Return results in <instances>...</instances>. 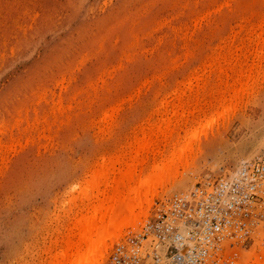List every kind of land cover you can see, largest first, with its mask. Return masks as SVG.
<instances>
[{"label":"rangeland","instance_id":"rangeland-1","mask_svg":"<svg viewBox=\"0 0 264 264\" xmlns=\"http://www.w3.org/2000/svg\"><path fill=\"white\" fill-rule=\"evenodd\" d=\"M4 126L0 264H69L80 217L178 154L94 259L151 252L174 200L264 159V0H0ZM254 212L236 264H264V199Z\"/></svg>","mask_w":264,"mask_h":264},{"label":"built area","instance_id":"built-area-1","mask_svg":"<svg viewBox=\"0 0 264 264\" xmlns=\"http://www.w3.org/2000/svg\"><path fill=\"white\" fill-rule=\"evenodd\" d=\"M264 199V159L236 177L199 187L190 201L176 199L169 214L149 228L152 251L135 243L119 251L112 264H236L238 248L248 237L254 210ZM231 251V252H230Z\"/></svg>","mask_w":264,"mask_h":264},{"label":"bare ground","instance_id":"bare-ground-1","mask_svg":"<svg viewBox=\"0 0 264 264\" xmlns=\"http://www.w3.org/2000/svg\"><path fill=\"white\" fill-rule=\"evenodd\" d=\"M146 84H148V82ZM188 86H189V84H188ZM206 118H207V120H209V118L207 116H206ZM204 120H206L205 117H204ZM1 123L3 124V122H1ZM205 124H206V122H205ZM200 127H203V126L200 125ZM5 128L6 127L4 126L2 129H0V130H2L1 132H4ZM203 128H201V130ZM5 131H7V130H5ZM2 134H0V135H2ZM4 135H5V132H4ZM9 136H11V135H8V137ZM2 137H3V135H2ZM186 140L190 142L189 139H186ZM11 141H13V140H11ZM11 141H10V143H11ZM176 141H177V143H175V144H178V141L181 142V138L179 140V137H178V139ZM191 143H193V142H191ZM0 145H2V144L0 143ZM1 147H3V146H1ZM10 147L5 146L6 150H4V151H9ZM174 148H173V150H175V152H176V148L175 149ZM189 150H190V147H189V144L187 143L178 152H179V154H182V156H183L184 153L189 151ZM170 152H168V153H170ZM168 155L169 156L166 157V159H164V160L161 158L162 162L160 161L161 162L160 163V168L157 167L158 169L157 170L155 169L154 172L143 173L144 174L143 175V179L141 178V180H142L141 182H142L143 185L140 188V192L139 193H135L133 198H131L130 196L127 198L126 203L123 204V205H125L126 208L129 209L131 207V204L132 205L134 204V203H132V201L135 200L139 195H145V196L146 195L147 196L153 195V192L155 191V188H156V181H158L161 178V176H163L165 174V171H166L165 169L171 168V166L174 167L176 165L177 160L180 159V156H181V155L179 156L178 154H174V153H170ZM114 198L115 197H113L111 199V201L113 202L112 208L108 209V208H105L107 206H103V208H105V209H103V210L100 209L99 210L100 212L101 211H103V212H101V213L99 212L101 215L99 217L100 219H98V220H101L103 222L107 221V226H106V223H105V225H103L105 227L100 228V227L97 226L96 222L98 220L96 218V214L97 215L99 214V213H97L98 209H94L95 211L93 210V212H92L93 216L91 218H87V217L85 218L84 216L80 217V219L78 220L80 233H79V238L76 241L77 244L75 243V246L77 245L76 247L78 248V250L73 255H70L71 259L69 258L70 259L69 264H81L82 262H83V264H95L96 261H95L94 257L99 256L98 254H102V253H100V252H102V250L100 251V247H102L104 245L103 243L107 240V238L110 237L111 235H113L115 233V231L120 230L123 225H127L128 224V222H126L127 224H122V221L124 220V218L127 219V217L122 216V214H121L122 213V209L124 207L122 208L123 205H121V202H119L118 200H116ZM137 200H138L137 202L139 203V206H140L141 201L139 199H137ZM106 202H108V201H106ZM107 204H105V205H107ZM141 205H142V203H141ZM132 207H131V209H132ZM109 210H110V213H109ZM101 216H102V218H101ZM121 216L123 218H121ZM121 219H123V220H121ZM83 244H84L85 247L83 246ZM64 253H63L64 255H67V251L64 252Z\"/></svg>","mask_w":264,"mask_h":264}]
</instances>
